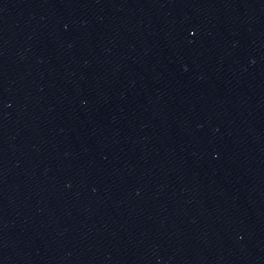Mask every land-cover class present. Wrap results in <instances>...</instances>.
Instances as JSON below:
<instances>
[{
    "label": "water",
    "instance_id": "95a60500",
    "mask_svg": "<svg viewBox=\"0 0 264 264\" xmlns=\"http://www.w3.org/2000/svg\"><path fill=\"white\" fill-rule=\"evenodd\" d=\"M0 264H264V0H0Z\"/></svg>",
    "mask_w": 264,
    "mask_h": 264
}]
</instances>
